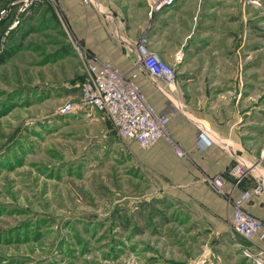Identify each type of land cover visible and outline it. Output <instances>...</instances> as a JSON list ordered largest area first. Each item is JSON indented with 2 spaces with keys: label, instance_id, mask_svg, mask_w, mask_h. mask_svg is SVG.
Wrapping results in <instances>:
<instances>
[{
  "label": "rangeland",
  "instance_id": "1",
  "mask_svg": "<svg viewBox=\"0 0 264 264\" xmlns=\"http://www.w3.org/2000/svg\"><path fill=\"white\" fill-rule=\"evenodd\" d=\"M14 1L0 0V57L12 52L0 64V264H246L242 246L206 243L199 216L140 165L134 144L108 131L100 113H58L80 100L73 82L87 73L81 41L58 0L36 1L17 20ZM196 3L187 47L201 49L209 68L239 67L263 109L264 0ZM71 50L82 77L73 76L71 57L59 60Z\"/></svg>",
  "mask_w": 264,
  "mask_h": 264
},
{
  "label": "crops",
  "instance_id": "2",
  "mask_svg": "<svg viewBox=\"0 0 264 264\" xmlns=\"http://www.w3.org/2000/svg\"><path fill=\"white\" fill-rule=\"evenodd\" d=\"M58 1L62 15L87 53V62L109 64L128 76L136 71L137 81L151 103L170 116L168 134L151 148L129 140L140 165L151 170L161 185L167 183L168 192L181 201L185 211L199 216L201 230L207 233L206 243L212 238L222 249L245 245L264 249V239L257 236L252 240L231 238L235 200L258 184L264 187V114H258L264 108L256 105V96L248 89L253 82L238 77L239 67L225 69L215 64L209 68L201 49L197 52L187 47L196 0H177L173 7L163 10L153 9V0H93L89 4L83 0ZM141 42L168 63L178 64L177 81L168 87L170 93L158 89L148 78L137 52ZM72 51L71 55L63 51L59 60L71 57L76 61L73 76L82 77V60ZM180 51L185 52L182 62L177 59ZM73 83H78L80 96L79 80ZM95 111L104 118L103 113ZM104 120L109 124L108 131L116 134L110 121ZM201 127L207 128L215 140L205 150L196 146ZM238 158L257 163V168L240 181L229 175ZM219 175L224 178L222 192L207 181ZM243 206L264 223V188ZM246 264L253 262L247 258Z\"/></svg>",
  "mask_w": 264,
  "mask_h": 264
},
{
  "label": "built area",
  "instance_id": "3",
  "mask_svg": "<svg viewBox=\"0 0 264 264\" xmlns=\"http://www.w3.org/2000/svg\"><path fill=\"white\" fill-rule=\"evenodd\" d=\"M36 1L39 0L14 1L12 5L16 4L18 7L16 20L20 13ZM172 1L165 0V3ZM83 2L89 4L93 0H83ZM6 12L7 9H3L1 15ZM16 23L18 21L11 27H14ZM82 51L80 56L84 62L86 61L87 73L80 83V100L67 101L61 104L57 109L59 114L78 113L88 108L100 111L104 118L110 121L113 130L120 139L137 141L143 148L147 149L154 146L162 136L168 134L167 125L170 116L158 111L151 103L137 81L138 73L136 71L128 76L109 64L88 63L87 53ZM137 52L139 61L143 63L150 81L164 93H170L168 87H173L177 81L175 67L157 53L151 52L143 42L137 44ZM214 141L207 128L201 127L196 139V146L200 150H205ZM178 154L183 155V151L178 150ZM256 168L257 163L238 158V161L229 170V175L240 181ZM207 181L217 191L222 192L224 184L222 176L211 177ZM263 188L261 184H258L253 190H245L234 202L231 230L234 234H238L247 240H252L255 236L260 240L264 239V223L258 217L244 210L243 206L253 195L260 194ZM243 253L254 264H264L263 248L245 245L243 246Z\"/></svg>",
  "mask_w": 264,
  "mask_h": 264
},
{
  "label": "trees",
  "instance_id": "4",
  "mask_svg": "<svg viewBox=\"0 0 264 264\" xmlns=\"http://www.w3.org/2000/svg\"><path fill=\"white\" fill-rule=\"evenodd\" d=\"M2 21H0V23H1ZM12 54V52H6V53H4L3 55H1V57H0V64H2L4 61H5V59L8 57V56H10Z\"/></svg>",
  "mask_w": 264,
  "mask_h": 264
}]
</instances>
